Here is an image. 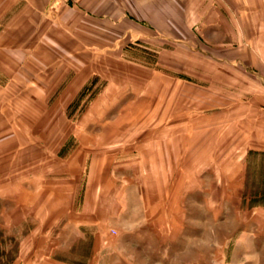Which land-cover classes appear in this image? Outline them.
<instances>
[{"label": "rangeland", "instance_id": "1", "mask_svg": "<svg viewBox=\"0 0 264 264\" xmlns=\"http://www.w3.org/2000/svg\"><path fill=\"white\" fill-rule=\"evenodd\" d=\"M213 4L106 39L0 0V264H264V0Z\"/></svg>", "mask_w": 264, "mask_h": 264}, {"label": "crops", "instance_id": "2", "mask_svg": "<svg viewBox=\"0 0 264 264\" xmlns=\"http://www.w3.org/2000/svg\"><path fill=\"white\" fill-rule=\"evenodd\" d=\"M20 1V0H19ZM26 6L44 7L53 0H21ZM213 0H79L63 5L59 16L94 38L148 37L156 31L168 38L187 37L189 24L209 21ZM185 28V29H183Z\"/></svg>", "mask_w": 264, "mask_h": 264}, {"label": "built area", "instance_id": "3", "mask_svg": "<svg viewBox=\"0 0 264 264\" xmlns=\"http://www.w3.org/2000/svg\"><path fill=\"white\" fill-rule=\"evenodd\" d=\"M79 0H53L52 1V8L51 10H57L63 5H74L78 2Z\"/></svg>", "mask_w": 264, "mask_h": 264}]
</instances>
